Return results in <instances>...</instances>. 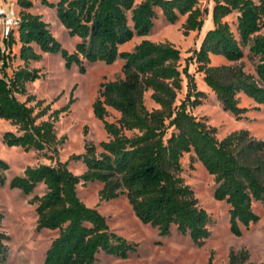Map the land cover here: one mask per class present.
Masks as SVG:
<instances>
[{
  "label": "trees",
  "instance_id": "1",
  "mask_svg": "<svg viewBox=\"0 0 264 264\" xmlns=\"http://www.w3.org/2000/svg\"><path fill=\"white\" fill-rule=\"evenodd\" d=\"M56 8L62 25L72 36H78L75 52L63 47L40 14L20 11L21 25L11 35L3 50L0 43V118L10 121L17 130L7 131L4 141L25 150L56 151L62 141L56 134L54 119L40 120L51 109L42 107L44 100L35 101L27 94V84L42 76L40 69L28 65L10 74L12 46H21L19 58L26 64L42 59V53H60L68 67L77 64L86 71L85 62L113 63L124 59L123 78L103 83L93 104L97 118L103 121L110 139L100 144L101 151L87 144L86 152L73 154L68 161L28 166L23 175L10 181L11 188L31 194L43 183L46 192L35 196L37 230H59L45 255V264H97L98 253L104 251L126 257L135 245L110 229L107 218L96 207L88 206L78 195L82 183L100 181L101 201L126 194L137 216L160 230L171 232L173 225L180 233L189 234L202 243L211 235L212 217L200 207L193 188L181 175V159L185 153L195 157L214 176V198L230 205V227L242 235V227L260 220L254 202L264 204V140L248 129L235 130L224 138L217 128L191 112L203 103L206 93L198 90L189 63L181 68V50L171 42L143 39L132 51H120L121 45L136 35L146 36L154 27L156 8L162 9L166 20L176 23L186 15L184 33L201 30L204 10L198 0H41ZM24 9L33 7L31 0H18ZM237 16L236 37L226 18ZM213 27L203 36L199 48L189 57L203 73V80L215 93L224 111L241 119L249 111L241 106L239 94L244 93L264 104V0H214ZM132 22V25L130 24ZM17 35V37H16ZM38 46L41 52L35 49ZM259 62L256 75L238 65H213L211 56H223L230 62L243 58L244 46ZM184 76L188 79L186 98L178 101ZM157 105L149 109L145 95ZM73 100L70 101V104ZM52 115L58 116L69 105ZM109 108L120 113L116 122L108 121ZM36 109L39 111L36 112ZM51 115V116H52ZM82 161L86 170L74 173L69 161ZM9 163L0 158V185ZM4 215L0 210V223ZM8 235L0 229V262L8 254ZM249 252H231L229 264H251Z\"/></svg>",
  "mask_w": 264,
  "mask_h": 264
},
{
  "label": "rangeland",
  "instance_id": "2",
  "mask_svg": "<svg viewBox=\"0 0 264 264\" xmlns=\"http://www.w3.org/2000/svg\"><path fill=\"white\" fill-rule=\"evenodd\" d=\"M16 4V9L40 14L49 23V29L61 42L64 48L73 53L76 45L81 41L78 36H72L60 22L56 8L44 5L41 0H31L33 7L22 8L18 0H6ZM57 1V0H52ZM139 0H137L138 2ZM198 5L204 10V26L201 30L184 33V23L187 16L181 15L176 23L166 20L162 9L156 8L157 17L154 27L146 36L136 35L132 40L121 45L120 51H132L143 39L155 42H171L182 52L181 68L189 63V71L194 76L198 90L206 93L203 103L191 107V112L209 125L217 128V136L222 139L229 133L248 129L258 139L264 140V104H259L244 93L239 94L240 105L249 108L241 119L234 114L224 111L215 93L203 80V73L197 70L195 62H189V57L199 48L204 31L213 27L212 9L214 0H198ZM238 13H233L226 20L239 39L237 31ZM132 25V22H130ZM264 34V29L260 32ZM17 37V35H16ZM20 42H16L11 51V62L8 72L28 65L31 69L38 68L42 76L27 84V94L18 95L21 101H26L29 95L36 100L28 103L34 106L38 100H44L42 107L50 104L51 109L40 118L54 119L56 134L62 141L56 151L46 149L25 150L19 146H9L4 141L7 131L17 128L10 121L0 118V158L9 163V169L3 171L4 184L0 185V210L4 217L0 229L8 235L7 258L0 264H45V255L59 230H37V204L33 203L35 196H42L46 192L43 183L39 184L33 193L25 194L18 188H11L10 181L23 175L28 166H38L43 163L66 162L73 154L86 152L87 144H93L100 152L101 142L110 139L102 120L93 111V104L99 97L103 83L123 78L124 59L118 57L109 64L105 61L85 62L86 71L73 64L66 65L60 54L42 53V59L26 64L19 58ZM38 52V46L34 45ZM244 56L241 60L230 62L223 56L212 55L213 65L229 64L243 67L247 73L256 75L259 57L250 51V46L243 47ZM188 79L184 76L183 89L178 95V103L186 98ZM73 102L70 104V101ZM145 103L149 109L157 107L151 99V91L145 95ZM68 104V109L58 116L54 111ZM39 111L36 109V112ZM52 115V116H51ZM120 113L109 108L107 120L116 122ZM182 173L185 182L189 184L198 198L200 207L205 208L212 217L209 226L211 235L202 243L193 241L189 234L180 233L176 225L171 232L161 235L160 230L150 223L140 219L126 194L109 201H101L99 192L103 187L100 181L82 183L78 186V195L88 206L96 207L107 218L110 229L135 245V249L128 252L126 257L109 254L104 251L98 253L97 264H229L231 252L246 249L249 252L251 264H264V204L254 202V210L260 215L257 223L242 227V235L237 236L230 227V205L225 200L214 198L216 187L214 176L195 157L194 152L185 153L181 159ZM68 167L76 174L86 170L82 161H69Z\"/></svg>",
  "mask_w": 264,
  "mask_h": 264
},
{
  "label": "built area",
  "instance_id": "3",
  "mask_svg": "<svg viewBox=\"0 0 264 264\" xmlns=\"http://www.w3.org/2000/svg\"><path fill=\"white\" fill-rule=\"evenodd\" d=\"M20 25L21 16L16 4L11 1L0 4V43L3 50H8L6 42L18 31Z\"/></svg>",
  "mask_w": 264,
  "mask_h": 264
},
{
  "label": "crops",
  "instance_id": "4",
  "mask_svg": "<svg viewBox=\"0 0 264 264\" xmlns=\"http://www.w3.org/2000/svg\"><path fill=\"white\" fill-rule=\"evenodd\" d=\"M4 2H7V1L6 0H0V4H2ZM205 33H206V31H204L203 36L205 35ZM203 36H202V38H203ZM202 38H201V40H202Z\"/></svg>",
  "mask_w": 264,
  "mask_h": 264
}]
</instances>
